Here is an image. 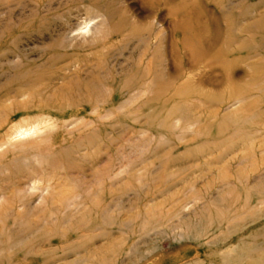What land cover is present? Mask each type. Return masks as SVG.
Wrapping results in <instances>:
<instances>
[{
  "label": "rangeland",
  "instance_id": "rangeland-1",
  "mask_svg": "<svg viewBox=\"0 0 264 264\" xmlns=\"http://www.w3.org/2000/svg\"><path fill=\"white\" fill-rule=\"evenodd\" d=\"M263 262L264 0H0V264Z\"/></svg>",
  "mask_w": 264,
  "mask_h": 264
},
{
  "label": "bare ground",
  "instance_id": "bare-ground-1",
  "mask_svg": "<svg viewBox=\"0 0 264 264\" xmlns=\"http://www.w3.org/2000/svg\"><path fill=\"white\" fill-rule=\"evenodd\" d=\"M36 131V129L33 130V133ZM32 133V132H31ZM27 134V133H26ZM30 134V133H29ZM23 135V134H22ZM33 135V134H32ZM264 263V262H263Z\"/></svg>",
  "mask_w": 264,
  "mask_h": 264
}]
</instances>
